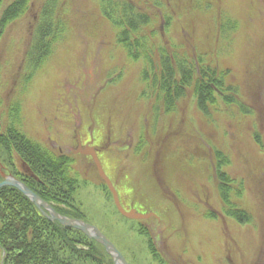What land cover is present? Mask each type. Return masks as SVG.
I'll list each match as a JSON object with an SVG mask.
<instances>
[{
  "label": "rangeland",
  "instance_id": "374dc122",
  "mask_svg": "<svg viewBox=\"0 0 264 264\" xmlns=\"http://www.w3.org/2000/svg\"><path fill=\"white\" fill-rule=\"evenodd\" d=\"M14 1L3 0L0 13ZM113 5L29 0L0 37V128L15 119L58 150L70 129L64 113L94 114L96 134L111 136L112 176L127 175L151 208L138 211L158 216H123L99 174L74 156L75 204L129 264H264V0H139L151 16L140 57L106 18ZM45 12L59 30L49 58L35 63L28 55ZM168 52L178 74L193 64L194 78L215 74L234 102L215 88L216 103L202 111L191 83L168 113L156 73ZM218 151L226 180L216 175ZM235 208L245 221L230 214ZM4 256L0 246V264Z\"/></svg>",
  "mask_w": 264,
  "mask_h": 264
},
{
  "label": "trees",
  "instance_id": "16d2710c",
  "mask_svg": "<svg viewBox=\"0 0 264 264\" xmlns=\"http://www.w3.org/2000/svg\"><path fill=\"white\" fill-rule=\"evenodd\" d=\"M138 1L113 0L114 5L109 14L105 13L106 18L118 27V40L126 43L129 49L134 51L132 54L135 57L145 54L140 52L145 40L140 33L144 26L151 23V16L137 6ZM28 2L29 0H15L0 13V37L5 27L21 15ZM2 3L3 0H0V9ZM48 16L49 12L43 13L42 23L38 27L32 47L34 52L30 50V56L28 55V60L35 63H42L49 58L52 46L56 43L54 41L57 40L51 31L59 30V27H53V18ZM162 62L164 64L156 67V73L158 87L165 98L168 113L175 107L177 98L174 95L181 94L183 88L192 86L193 83L202 111L207 112L208 105L216 103V89H220L226 102H234L226 95L228 91L220 88L218 76L215 74L210 75L206 71L207 74L204 72L202 78H194V64L191 71L189 67L181 66L178 74L173 68L172 55L169 52L162 56ZM12 149L20 153L30 168L28 186L32 190L62 215L87 221L75 204L74 195L78 179L72 175V166L75 163L72 155L60 153L29 137L15 119L10 121L7 131L0 134V158L6 165H9ZM216 156V175L226 180V173L220 169V162L223 161L221 153L216 152ZM103 183L106 187L104 181ZM221 192L223 200L229 203V186L222 188ZM230 214L237 216L241 221L247 219V212L239 208H235ZM0 246L6 252L4 264H114L102 244L80 230L48 219L27 196L11 186L0 189Z\"/></svg>",
  "mask_w": 264,
  "mask_h": 264
},
{
  "label": "flooded vegetation",
  "instance_id": "af4514ba",
  "mask_svg": "<svg viewBox=\"0 0 264 264\" xmlns=\"http://www.w3.org/2000/svg\"><path fill=\"white\" fill-rule=\"evenodd\" d=\"M72 110L73 109H71L67 113H64L63 115L66 118L64 119L69 122L70 129L67 132L68 137L66 138V140L63 143H56L58 151L60 153H69L73 157L76 156L86 159L88 164H90L92 170L95 173L97 172V174H99L93 156L83 154L81 151H79L80 149L85 150L86 148L92 147L96 151L106 174L110 177L115 188L117 189L122 205L129 210L145 209L146 211H149L151 208H149L147 204H144V202L140 203V201L136 199V195L133 194V187L131 188L130 182L127 180V175L124 174V176L119 174L118 178H114L111 174V170L107 167L104 157L108 156L109 158L112 151L110 146L111 136L109 135V133H107V131L105 130L106 132L104 134H100L99 136L96 134L97 122L94 116L92 117V115H94L93 113L92 115L88 114V116L86 117V114H83L79 109L75 108V111ZM9 125L10 123H7L2 129L0 128V134L6 132ZM26 135L30 137L29 134L26 133ZM52 141L55 140L52 139ZM8 163L9 165L4 164V162L0 158V182L4 180V175H11L28 185V183H30V168L16 149H12L11 159ZM116 170L117 167L114 168V171L118 173V170ZM125 196L127 197L129 202L127 201ZM159 249L160 253H162L163 256L172 257V254H170L169 251L167 252L163 246L159 245ZM168 253L170 255H168ZM174 263L182 264V262L179 261L178 258L174 259Z\"/></svg>",
  "mask_w": 264,
  "mask_h": 264
},
{
  "label": "water",
  "instance_id": "95a60500",
  "mask_svg": "<svg viewBox=\"0 0 264 264\" xmlns=\"http://www.w3.org/2000/svg\"><path fill=\"white\" fill-rule=\"evenodd\" d=\"M83 154L92 155L97 166L98 173L102 180L106 183L110 189L115 205L118 211L125 217L129 219H148L151 217H158L156 213L149 212L143 213L137 209L127 210L121 203L120 197L117 189L115 188L112 180L106 174L96 151L90 147L85 150L80 149ZM3 181L0 182V189L6 186H11L19 189L25 196H27L35 206L45 215L48 219L52 221H58L62 225L71 227L82 231L89 238L96 240L98 243L102 244L107 253L113 259L114 264H129L123 253L118 249V247L95 225L85 221L84 219L72 218L69 216L62 215L59 213L54 206L45 201L40 195H38L34 190H32L27 184L19 180L14 176H6Z\"/></svg>",
  "mask_w": 264,
  "mask_h": 264
}]
</instances>
